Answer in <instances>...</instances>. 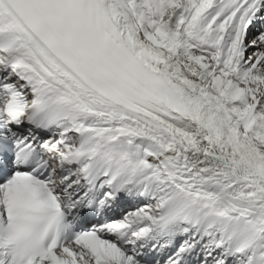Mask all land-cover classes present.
Returning a JSON list of instances; mask_svg holds the SVG:
<instances>
[{"label":"snow or ice","instance_id":"obj_1","mask_svg":"<svg viewBox=\"0 0 264 264\" xmlns=\"http://www.w3.org/2000/svg\"><path fill=\"white\" fill-rule=\"evenodd\" d=\"M0 264H264V0H0Z\"/></svg>","mask_w":264,"mask_h":264},{"label":"bare ground","instance_id":"obj_2","mask_svg":"<svg viewBox=\"0 0 264 264\" xmlns=\"http://www.w3.org/2000/svg\"><path fill=\"white\" fill-rule=\"evenodd\" d=\"M251 51V50H250Z\"/></svg>","mask_w":264,"mask_h":264},{"label":"rangeland","instance_id":"obj_3","mask_svg":"<svg viewBox=\"0 0 264 264\" xmlns=\"http://www.w3.org/2000/svg\"><path fill=\"white\" fill-rule=\"evenodd\" d=\"M251 50V49H250Z\"/></svg>","mask_w":264,"mask_h":264}]
</instances>
